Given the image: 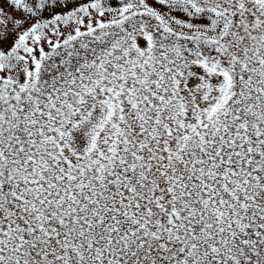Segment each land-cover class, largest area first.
<instances>
[{"label":"snow or ice","instance_id":"6c2138e0","mask_svg":"<svg viewBox=\"0 0 264 264\" xmlns=\"http://www.w3.org/2000/svg\"><path fill=\"white\" fill-rule=\"evenodd\" d=\"M0 264H264V0H0Z\"/></svg>","mask_w":264,"mask_h":264}]
</instances>
